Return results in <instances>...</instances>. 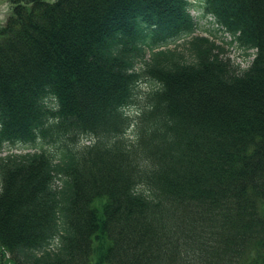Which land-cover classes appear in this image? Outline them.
<instances>
[{
	"label": "trees",
	"instance_id": "obj_1",
	"mask_svg": "<svg viewBox=\"0 0 264 264\" xmlns=\"http://www.w3.org/2000/svg\"><path fill=\"white\" fill-rule=\"evenodd\" d=\"M11 5L0 27L8 263L264 264V0ZM202 18L212 37L195 35ZM224 43L254 50L251 64Z\"/></svg>",
	"mask_w": 264,
	"mask_h": 264
},
{
	"label": "rangeland",
	"instance_id": "obj_2",
	"mask_svg": "<svg viewBox=\"0 0 264 264\" xmlns=\"http://www.w3.org/2000/svg\"><path fill=\"white\" fill-rule=\"evenodd\" d=\"M49 1H52V0H49ZM11 8H12L11 0H0V27L5 23L6 18L10 15ZM192 13L194 15H199L200 11L193 9ZM209 21L211 22L212 19L202 18L200 20V27H199V29H197L195 35L196 34H198V35H209L210 37H212V34L206 30V28L211 27ZM213 37H215L217 39V42H220V43L223 41H230L231 40V37L229 36L228 33H220V34H218V36L213 35ZM182 41L183 40L171 42L169 44V46L174 47L177 43H182ZM224 45H225V49L227 50V54L230 55V57L232 59H234L237 63H240L241 66L244 68L248 67L255 57L254 56V50L250 51L251 53H253L252 55L246 57L245 53H244V49L236 43H233V44L224 43ZM137 89L139 92V96L137 97V99L139 102H143L144 94H146L147 92L152 90V83L144 82V80L140 81ZM141 105L142 104L135 103V106H133L131 113L134 112L137 109V107H140ZM131 115H134V114H131ZM29 150H31L29 147H23L20 149L18 147L12 146V148H11L12 152H20V151L24 152V151H29ZM0 264H9L7 261L6 255L5 256L2 255L1 251H0Z\"/></svg>",
	"mask_w": 264,
	"mask_h": 264
}]
</instances>
